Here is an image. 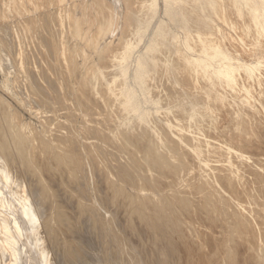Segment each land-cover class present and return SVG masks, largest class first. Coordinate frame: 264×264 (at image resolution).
<instances>
[{"label":"rangeland","instance_id":"374dc122","mask_svg":"<svg viewBox=\"0 0 264 264\" xmlns=\"http://www.w3.org/2000/svg\"><path fill=\"white\" fill-rule=\"evenodd\" d=\"M105 1L101 3V0H0V49L2 48L0 50L2 51L0 52V132L5 130L9 152L13 154V158L15 157L8 163V172L11 178H15L14 181L18 182L17 188L26 189L25 195L18 194L20 202L18 200L16 206L9 198L8 190L6 191L0 184V264H264V180H262L264 177L261 175L264 176L263 134L256 129L248 130L246 137H253L254 139H250L253 144L248 139L250 144L239 145L244 155L251 156L249 157L251 168H244L242 181L232 184L229 188L222 186L217 179L218 173L212 178L213 181H219L221 184L222 188L221 186L220 189L217 188L220 193L212 192L211 189L202 191V181L196 180L194 172H186L187 167L190 166L188 164H191L188 156L184 151H176L177 149L169 142L164 141L167 146H171L168 147L169 149L172 151L176 149L171 153L174 158L177 157L175 160L178 166L174 170L179 172L177 174H180V177L175 175L173 168L163 166L162 170H157L151 165H146L144 160L146 152L142 151L144 149L140 145L124 144V136L127 135L117 127L120 115L104 87L97 85L96 95L93 96L81 86L84 76L90 74L91 69L94 70L92 66L97 65L96 68L103 71L110 69H106L110 51L119 44V37L115 34L118 32L117 27L120 28L118 25L122 24L121 11L125 8V2ZM162 1H156L157 8L155 7L156 11L153 15L155 17L148 21L147 30L145 29L144 37L141 36L143 38L138 41L136 52H142L149 47L148 44L151 46L157 43L160 37L157 34L160 32L157 30L159 33L157 31L155 33V30L157 25L161 23L159 25L161 27L164 21L170 28L169 32L174 33L175 37L178 36L176 37L178 41L183 40L182 32L175 28L178 19L175 22L171 21L173 25L166 21L168 11H165ZM115 5L120 10L117 8V12L113 14ZM106 18L114 21H111L112 24L111 22L107 24ZM109 27L112 32L115 30L112 36L108 33ZM100 31L101 34L103 31L101 36H99ZM95 37H98L99 41L102 40L100 44ZM91 38H94V41ZM107 39L112 41L109 42ZM152 41L155 43H150ZM105 42L107 45L104 44ZM106 46L110 48L107 49ZM261 61L264 62V58ZM113 72L112 76L116 71ZM115 77L118 81L121 80L119 75ZM151 82L150 79L148 86L152 89L151 94L148 93L146 97L150 96L152 99L155 92H160L162 89L164 91L166 85ZM263 111L264 108L261 111L262 119H264ZM155 116H151L152 123H156L159 118ZM115 122L117 126L113 124ZM17 141L25 144L22 157L20 153L18 156L14 152L13 145ZM56 157L62 166L58 161L56 162ZM27 167L30 170L26 169ZM25 170L31 171L30 174L26 175ZM127 174L130 178L126 176ZM76 187L84 192L81 193ZM199 187L200 192L195 193L199 191ZM114 189L119 191L117 197H113ZM134 189L137 191L141 189L144 196L141 195L138 199L134 196L136 195ZM148 192L150 195H145ZM63 193L69 197L68 200H74L79 207L88 210L91 208V212H98L96 223L89 221L88 224H81L80 227L59 225L58 214L70 218V223L75 218L74 206L66 203ZM219 194L223 195L224 204L217 202ZM179 195L188 196L190 200L184 211L179 207ZM145 196L149 198L146 201H144ZM129 197L143 202L140 213H143L141 215L145 218L144 222L139 220L142 216L137 218L129 215L132 218L127 216L128 219H125L124 211L119 204L122 199L127 200ZM229 201L245 206L241 218H235L231 208L225 205ZM160 202H170L173 205L167 210L168 212H164V215L168 226H178V230L174 233L164 231L165 235H161L148 225L152 217L149 218L148 215L151 211L149 207L151 208L155 203L160 205ZM21 208L22 211L27 208V211L29 210L30 227H20L15 214L16 210L21 211ZM196 208L200 209L195 210ZM195 211H199L200 219ZM238 219L243 224L239 223ZM246 220L252 224L246 223ZM93 227L95 232L92 230ZM72 245L84 251L85 258L80 263L65 257L67 250L73 249ZM170 248L173 250L172 253L175 252L174 254L171 253Z\"/></svg>","mask_w":264,"mask_h":264},{"label":"bare ground","instance_id":"6f19581e","mask_svg":"<svg viewBox=\"0 0 264 264\" xmlns=\"http://www.w3.org/2000/svg\"><path fill=\"white\" fill-rule=\"evenodd\" d=\"M122 1L125 2V8H123L124 10L121 11V13L123 12V15L121 16L122 24L121 26L118 25L120 28L118 29L117 27L118 32H116L115 34V36L119 37V44H117V46L113 49V51L112 50L110 51L111 55L109 57L111 59L107 57L109 63H107L108 66H106V69L108 68L110 69H108L107 71H103L100 68H96L97 65L95 67L92 66L94 70L91 69L92 72L90 74L87 73V76H84L85 78H83V81L81 83L82 84L81 86L84 88V91L87 90V93L89 92L91 95L94 96L96 95L95 88L97 85L100 84L102 87H104L106 94L108 95L110 100H112L113 105L116 106L118 110V114L120 115L119 117L120 121L117 124L118 126L116 125V122L113 124H115L118 128H121L124 135L125 134L127 135V136H124L125 137L124 144L133 143L134 145H140L144 149L142 151L146 152L144 154L145 155L144 160L147 163L146 165H151L154 168H157V170L165 166L170 169L173 168L172 170L175 171L174 169H176V167L178 166L175 160V158L177 157L174 158V155L172 153H174V151L177 149L176 151H184L185 154L190 159L191 164H188L190 166L187 167L188 169L186 170V172L188 171L194 172V175L197 177L196 180L198 179L202 181V184H201L203 185L202 191L206 189L207 190L211 189L210 191L213 190L212 192L220 193L218 189H220L221 184L224 187L225 186L229 187L232 184L240 180L242 181V179L244 178V172H243L244 168L245 167L251 168V165H249L250 164L249 159L251 160V158L249 157L251 156L248 157L244 155V153L240 151L239 145L240 144L248 145L251 142L253 144V141L250 140V139H254L252 135L250 134L252 138H247L248 130L254 131L256 129L264 136V119L260 118L262 117L261 111L264 108V89H263L264 88L263 87L264 86V62L261 61L264 58V0H163L162 3L164 2V6L166 8L165 11L166 10L168 11V19L166 18L167 15L165 17L167 19L166 21L175 22V20L178 19L176 20L177 24L175 23L176 24L175 28L179 29L182 32L183 40L178 41V39L176 38L178 36L175 37L174 33L172 34L171 32H169L170 28L168 24L165 23L164 21V24H162V26L159 27V25H161L160 23L159 25H157V29L155 30V33L158 32L157 30H159L160 32V34H157V36L160 35V37H158L159 40H157L158 38L155 39V41L157 40L156 41L157 43L153 42L154 40L150 42V43H155V44L154 45L151 44V46L150 44H148L149 47H147L146 49L143 48L145 49L143 50L144 52L143 51L136 52L135 49L137 48L136 46L140 38L144 37L145 29L147 30L146 27H147L148 21L152 19L156 11L155 9L157 8V5H156L157 0H122ZM101 3H103V0H101ZM117 8L118 7L115 5V12L114 10H112L113 14L117 12ZM81 16L82 15H80V17ZM110 17H112V14L110 15ZM102 20L104 21V19ZM111 21L113 22L114 20L113 19L109 20L108 18H106L107 24L110 23ZM160 21H162V19ZM172 23L173 22H171L170 24L173 25ZM94 25H92V27ZM109 26L111 25L109 24ZM108 29H109L108 33L110 35L115 32V30H113L112 32V29L110 27ZM85 33L87 34V31H85ZM102 34H103V31H102ZM102 34L100 31L99 36H101ZM98 39L99 38L97 37L96 40ZM92 40L94 41V38ZM110 40L108 41L110 42ZM101 41H102L101 39L100 41L98 40L99 42L98 44H100ZM113 41H116V40H113ZM95 42L97 43V41ZM104 44L107 45L106 42ZM6 47L7 49L9 48L8 46ZM108 47L110 48V46ZM108 47L106 46L107 49ZM112 48L113 47L111 46V49ZM0 50H2V48ZM5 59L7 60V57ZM1 61L3 62V60ZM112 71H114L113 73H115L116 71V73L113 74L114 76H112ZM24 74H25V71H24ZM115 75L117 77L119 75L121 77V80L118 81ZM108 76H111V77L107 78ZM150 79L152 80V82L153 81L158 82V84L162 83V85L164 83V86L166 85L164 91L162 89V91L160 92H155V95L152 99L150 96L146 97V95H149L148 93H150V90H152L148 86L149 85L148 82ZM95 83H98V84L95 85ZM154 113L155 115L156 113L157 114L159 113V114L155 116ZM152 115L155 117H159L157 118L156 123H152L153 120H150ZM252 133L254 134V132ZM256 136L258 137L259 135L257 134ZM248 139L251 141L250 143ZM6 140L7 139L5 135V130H3L0 132V184L4 186L5 190L6 189L8 190L6 191H7L9 198H11L15 202V205L17 206L18 200H19L18 194L20 193V194L25 195L26 189H24L25 187L17 188L18 182L14 181L15 178L12 179L8 172V163L15 157L13 158L12 157L13 154H10ZM18 141L13 145L14 152L16 155L20 153V156L22 157V152H23V149L25 148L24 147L25 144H23L24 142L22 143ZM164 141L173 144L172 146H174V148L176 149L172 151L171 149H169L171 146H167V143L165 144ZM248 152L250 151L248 150ZM57 161H58V158L56 162ZM259 162H261V160H259ZM60 166L62 165L60 164ZM26 169H29V168L27 167ZM149 171H151L152 173V170H149ZM29 172L28 170H25L26 175H29L30 174ZM177 173L179 172H176L175 175L179 176L180 174H177ZM216 173H218L217 179L221 182V184H219V181L216 182V180L215 181L212 180V178L215 177ZM259 173L257 174L260 175L261 173L260 174ZM124 175H120V176L123 177ZM128 175L129 174H127L126 176ZM261 175L262 177H264L263 174ZM255 177H258V176H255ZM262 180H264V178ZM146 181H148V178ZM78 183L79 182H77V184ZM125 183L127 182L125 181ZM159 186L161 187L164 185H159ZM76 189L79 190V188L77 187ZM141 189L139 191H137V189H134L136 190L134 191V193L136 192V195L134 196H136L138 199H140V196L143 195V193H141L143 189L142 190ZM79 191L81 193L84 192L83 190H82L83 192L81 190ZM118 192L119 191L116 189L112 190L113 197L114 196L117 197ZM199 192H200V187H199V191L195 193H199ZM120 195L121 194H119V196ZM145 195H150V193L148 192V194H145ZM179 196H180L178 198V200H180L179 207L181 210L184 211L188 207V202L190 200L188 199V196H185V195H182V196L179 195ZM24 197L25 196H23V198ZM63 197H65L66 199L65 201L68 205L74 206L73 208L75 209V216H74L75 218H73L72 222L70 223L69 221L70 218L68 219V217H66L64 214H58L59 225H62L65 227L68 225H70L71 227H80L81 224H86V223L88 224L89 221H93V224L96 223L98 219L97 217L98 212L97 213L91 212L90 211L91 208L88 210V208H83L82 206L79 207L74 200L72 199L68 200L69 197H67L65 193H63ZM149 197L151 198V196ZM25 198L28 200L27 197ZM147 198L148 197H146L144 201H146ZM217 198H218V201H217L218 203L222 204L224 202L222 200L223 195L219 194V197L217 196ZM137 201L132 200L131 197H129L127 200L125 198L122 199V201L120 202L121 204H119V206L124 211L125 219L127 218V216L128 218H132V217H129V215L137 216V218H140L142 216L141 214L143 213H140L142 212L141 211L142 209L140 207H142L141 205L143 202L141 200H137ZM229 202L225 205L228 208L229 207L231 208L235 218L236 217L241 218V216L243 215L242 213L244 211L243 209L245 206L243 207L241 204L237 202L235 204L234 203L235 201L234 202L229 201ZM23 203H24V200H23ZM160 203H161L160 205H155L156 204L155 203L154 206H152L151 208L149 207L151 211L150 212L148 211L149 212L148 215H149V218L151 216L152 217L150 218L151 221L149 220L150 224L148 223L147 224L151 226L155 232L160 233L161 235H165L166 231L168 233H170V231L171 233L176 232L178 230V226L177 225L168 226L166 224L167 219L165 218V215H164V212L171 209L173 205L170 204V202H160ZM213 204L214 203H212V205ZM25 206L26 205H24V207ZM21 207L23 208V205ZM223 207L225 209H228L225 206ZM22 208H21V211L16 210L17 212L15 215L17 216V220L20 224V227H23V226L30 227L31 226L29 222L30 214L28 213L29 210L27 211L29 207L25 209V211L24 210L22 211ZM38 209L39 208H37V210ZM198 209L200 208H196L195 210H198ZM231 210L229 209V212ZM199 211H195L197 217H198ZM192 216L194 217V215ZM205 218H206V215H205ZM144 219L145 218H143L142 216L141 219L139 220L140 222H144ZM81 221L85 223L83 222L81 223ZM239 221L240 220L238 219V222ZM239 223L243 224L242 222H239ZM246 223L250 224L251 222L246 220ZM241 224L239 225L241 226ZM165 227H167V229ZM92 230L93 232H95V227H93ZM105 233L107 232L105 231ZM24 235L25 233L23 234V237ZM182 239H184V237ZM160 240H161V237H160ZM161 244L163 243L161 242ZM72 248L73 249L71 251L70 249L67 250L65 254L66 259L69 258L73 262L80 263V261H82V259L85 258V254H83L84 253L83 249H80V247H77V246L75 247L73 245H72ZM172 252L173 250L171 251V253Z\"/></svg>","mask_w":264,"mask_h":264}]
</instances>
